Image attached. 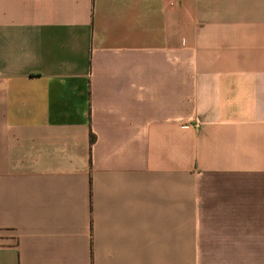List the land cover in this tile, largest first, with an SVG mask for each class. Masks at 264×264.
<instances>
[{
    "label": "crops",
    "instance_id": "0c3cea01",
    "mask_svg": "<svg viewBox=\"0 0 264 264\" xmlns=\"http://www.w3.org/2000/svg\"><path fill=\"white\" fill-rule=\"evenodd\" d=\"M0 264H264V0H0Z\"/></svg>",
    "mask_w": 264,
    "mask_h": 264
}]
</instances>
